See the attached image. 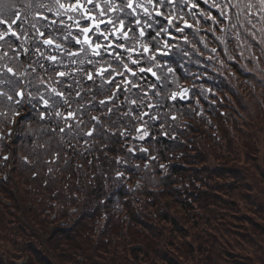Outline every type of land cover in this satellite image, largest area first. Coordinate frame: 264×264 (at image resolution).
Instances as JSON below:
<instances>
[{
    "label": "trees",
    "instance_id": "16d2710c",
    "mask_svg": "<svg viewBox=\"0 0 264 264\" xmlns=\"http://www.w3.org/2000/svg\"><path fill=\"white\" fill-rule=\"evenodd\" d=\"M196 2L198 8L191 9L177 0L174 23L184 31L176 32L170 28L171 36L161 37L189 53L181 61L188 76L168 57H157L162 62L168 60L169 66L175 69L179 88L189 89L187 101L179 97L176 100L168 98L179 90L171 80L164 88L147 74L137 81L138 87L127 93V99L119 96L108 105L112 112L98 111L93 106L108 95L109 86L104 85L105 91L98 94L101 87L98 79L93 83L84 73L74 71L75 83L71 79L67 81L71 93L65 87L70 103L57 110L65 115L68 111H76L79 127L76 121H70L73 128L69 131L52 110L41 119V104L29 119L14 126L10 140L9 136L0 135V175L4 156H7L5 167L14 164L6 183L0 182V194L12 200L14 208L21 213L22 237L27 236L25 230L29 233L40 231L39 237H32L34 240L42 238L40 246L55 264H180L169 256L164 258L161 248H174V235L176 243L185 231L180 242L189 237L186 243L174 248L179 257L183 254L182 259L191 263L200 259L207 264H221V254H224L228 260L226 264H258L256 258L239 250L249 246L248 243L253 244L254 240L247 236L252 229L239 232L228 226L225 214L210 215L224 200L212 192L220 190L209 186L210 190L201 189L203 181L198 174L191 173L193 170L189 167L196 161L207 163L208 160L205 161L202 155L203 160L201 156H191L188 151L204 154L210 151L215 157L221 154L219 149L222 147L225 154L231 152L229 149L233 146L251 152L256 144L263 146L261 155L264 159V79L248 74L251 64L264 69V43L256 45L258 40L264 39V19H261L264 10H261L259 0H231L233 5L239 4L240 7L232 12L239 11L240 16L239 21L234 14L228 20L218 15L217 8L211 7L213 0L208 4L203 0ZM15 3L22 12L28 4L32 5L34 11L27 12L29 20L35 12L47 15L49 20L58 19L43 7L51 5L53 0H15ZM216 3H222V0H216ZM248 3L253 5L251 9L245 7ZM161 11L167 16L172 9L162 8ZM109 15L114 17L116 14ZM180 16L192 27H183ZM204 16L209 18L204 19ZM158 19L166 25L163 17ZM25 29H28V20H24L17 31L29 37L24 47L31 49L35 33L25 32ZM8 40L10 47L0 41V66L7 64L16 69L18 75L25 66L28 78L40 87L41 92L45 85H39L38 76L47 85L56 86L51 79L53 73H45L35 65L29 68L28 57L20 52V40L11 36ZM64 43L68 51L75 50ZM176 47L171 51H176ZM41 50L46 49L42 47ZM29 55L32 60L38 58L32 51ZM41 63L48 66L43 60ZM210 65L212 68L219 66L223 77L215 76L214 72L210 74ZM142 66L147 67V64L142 61ZM85 68L91 70L87 65ZM202 73H208L203 75L207 77L205 82H202ZM209 77L221 81L220 85L209 83ZM153 84L157 85L156 89L152 88ZM0 89L7 90V87L0 83ZM27 91L35 95L32 85H28ZM112 91L115 93L116 90ZM154 91L158 94L153 95ZM131 100H137V103L132 104ZM149 104L153 107H147ZM224 104L227 110L223 109ZM12 107L20 116H14L9 110V102L0 103V112L7 113L0 116V132L6 133L13 119L19 121L27 110L26 106ZM145 112L149 116H144ZM151 115L157 118L153 120ZM94 116L100 118L99 125L91 119ZM94 127L95 132L88 136L86 133ZM141 128L147 132L143 139L137 131ZM199 128L201 134L191 138V133L198 134ZM215 131L217 133L213 134ZM249 133L253 134L251 142ZM172 161L179 164L173 165ZM2 179L0 177V181ZM203 187L207 186L204 184ZM167 198L172 200L171 204ZM177 207L195 215V228L206 231L202 233L205 238L199 239L189 228H181L177 221L179 212L175 211ZM239 209L232 200L225 212L239 215L252 227L251 218L243 217L245 214ZM255 211L256 216L264 218L259 207ZM49 230L50 239H46L44 235ZM224 238H228L226 244L222 241ZM189 241L198 244L196 251L191 249ZM47 250L52 251L53 256ZM36 256L41 264L49 263L40 252Z\"/></svg>",
    "mask_w": 264,
    "mask_h": 264
},
{
    "label": "snow or ice",
    "instance_id": "6c2138e0",
    "mask_svg": "<svg viewBox=\"0 0 264 264\" xmlns=\"http://www.w3.org/2000/svg\"><path fill=\"white\" fill-rule=\"evenodd\" d=\"M203 2L208 4L209 0H203ZM259 2L261 10H264V0H259ZM180 3L189 5L191 9H196L199 6L196 0H180ZM176 6L177 0H118V2L117 0H102V2L101 0H53L51 5L43 7H47L48 12L54 13L58 19H52L49 23H41V21H49V17L35 12L33 19L29 20L27 12L34 11L31 4H28V7L22 12L17 8L15 0H0V41H4L10 47L9 36L20 40V52L28 57L29 68L35 65L45 73H53L51 79L56 85H47L46 81L38 76L36 79L39 85H45L44 92H41L40 87L28 78L27 72H21L18 75L16 69L5 64L0 66V83L6 85L7 90L0 89V98H2L0 103L9 102V110L13 112L14 116H20V113L12 107L13 105L26 106L25 115L21 116L19 121H12L18 125L29 119L37 106L42 104L43 111L39 113L41 119H45L46 113L52 110L55 116L61 118L68 130L71 131L73 124L70 121H76V126L79 127L78 113L68 111L65 115L57 109L70 103L69 96L65 95V87L67 86L71 93V85L67 84V81L71 79L75 83L74 71L84 73L87 79L93 83L98 79L101 84L97 90L98 94L105 91L104 85L109 86L107 88L108 95L93 106L98 111L106 109L108 112H112L108 105L118 100L119 96H125L127 99V93L132 88L138 87L137 81L147 74L155 78L161 87L166 88L171 80L172 84L179 88L175 69L169 66L168 60L162 62L157 58L158 55L168 57L178 68L183 69L181 61L189 54L185 49L170 44L168 39L161 38L162 35L171 36L170 28L176 32L184 31V28H180L174 23L177 18L175 15ZM211 7L218 9V15L222 19L231 20V16L234 14L239 21L240 12H232V9L240 7L239 4L233 5L231 0H222V3L217 4L216 0H213ZM245 7L251 9L253 5L248 3ZM162 8L166 10L171 8L172 11L165 16L161 11ZM109 13L116 15L113 17ZM159 17H163L166 25L161 23ZM203 18L208 19L209 17L204 16ZM180 19L183 20V16H180ZM212 19L214 23H218L215 18ZM24 20H28V29L24 31L31 30L35 33L31 40V49L24 47L29 37L23 32L17 31ZM82 21L86 23H81ZM183 23L187 28L192 27L186 20H183ZM73 25H75V31H72ZM64 42L72 45L75 50L68 51ZM185 42L187 43L186 38ZM42 47L46 50L42 51ZM173 47H176V51H171ZM30 51L37 54L36 60H32L29 55ZM212 51L215 52V49ZM41 60L45 61L48 66L45 67ZM142 61L147 64V67L142 66ZM85 65L91 70H87ZM183 71L187 77L188 70L183 69ZM205 71H207L206 68ZM208 82L219 86L211 77L208 78ZM28 85H32L35 89V95L33 92L27 91ZM156 87V84L152 85L153 89ZM112 89L116 90L115 93ZM208 91L210 92L211 89ZM188 92L187 88H179L178 93L172 92L168 98L176 100L179 95V98L184 100L187 98ZM157 94V92H153V95ZM130 102L136 104L137 100ZM147 107L153 106L149 104ZM6 115L7 113L0 112V116ZM143 115L149 116V113L145 112ZM150 118L155 120L157 117L151 115ZM91 119L96 121L97 125L100 124L99 117L94 116ZM100 126L102 127V125ZM95 130L94 127L86 134L92 136ZM61 131H64V128H61ZM137 131L141 133V139L147 135V132L142 128ZM164 258H167L166 254H164Z\"/></svg>",
    "mask_w": 264,
    "mask_h": 264
},
{
    "label": "rangeland",
    "instance_id": "374dc122",
    "mask_svg": "<svg viewBox=\"0 0 264 264\" xmlns=\"http://www.w3.org/2000/svg\"><path fill=\"white\" fill-rule=\"evenodd\" d=\"M89 7L91 8L90 5ZM65 20H67V18H65ZM68 23H71V21H68ZM72 31H75V25H73ZM263 43L264 39L258 40L256 45ZM251 66L252 68L250 67L248 69L250 72L248 74H253L259 79H264V69L259 66H254V64H251ZM217 68H212L210 65L209 73L212 74V72H214L215 76L220 78L223 77L220 67L217 66ZM23 70H26V67H24ZM206 74L208 73L201 74L202 78H204L202 82H205V79H207V77L203 76ZM216 83L217 85H220L221 81L216 80ZM210 92H212V90ZM188 98L189 96L187 95L186 99ZM222 107L224 110H227L226 108H228L225 104ZM196 127L200 126L197 125ZM197 130L199 133H191V138L201 134V128ZM3 133V131L0 132V134ZM215 133L217 132H213V134ZM218 133L221 135V132ZM5 134L9 136L10 140L12 137V132L7 130ZM252 136L253 134L249 133L250 142L252 141ZM252 148L253 151L248 152L247 149L244 151L240 147L233 146L231 149H229L233 153L228 152L225 154V148L222 147L219 149L221 154H217L215 157H212V153L210 151H208L207 154H204L202 151H188L191 156L198 157L202 155L205 156V161L208 160L207 163H203V161H196V164L189 168L193 170L191 173L193 172L198 174L199 179L203 181V184H200L201 189H204L203 191L210 190L208 189V186L211 187V189L214 188L220 190H213L212 192L222 198L224 203L213 208L210 215L213 216L216 214L217 216H222V214H225V220L228 226L239 232H244L248 228L252 229L253 231H249L247 236H250L254 240L253 244L247 242L249 246H243L239 248V250L242 253L256 258V260L260 262L259 263L257 261L258 264H264V218L259 215L256 216L254 213L257 212L255 211L257 207H259V210L264 212V159L262 157L263 146H256V144H254ZM202 156L200 157L201 160H203ZM5 157L7 156H4L3 161L1 162L3 167H1L0 177L3 179L0 182H2V184L6 183L7 179L12 173V170L14 169V164L5 167ZM176 163L178 162H171L173 165H176ZM180 164L183 165V162H180ZM205 170H209V172H205ZM216 171H221L222 175H218L219 172L216 173ZM234 176H236V179H234ZM204 184L207 187H203ZM232 200L237 203L241 214H245L243 217L251 218L252 227L247 225L239 215L225 212V207L229 205ZM167 201L170 204L172 203V200L169 198H167ZM175 211L179 212L177 215V221L179 224H181V228L183 230H185V228H189L190 233H195L197 235L196 237H199V239L204 237L203 235L205 234L202 233H205L206 231L202 232L195 228V215L184 213L178 207L175 209ZM251 211L254 215L250 213ZM210 215L208 217H210ZM20 222L21 213H19V211L14 208L13 201L7 199L5 195L0 194V264H41L38 261V256H36L38 252H40L41 255L48 260V264H55L52 258L46 255V251L41 248L40 244L42 238L40 240H34L32 237L33 235L39 237L41 232L34 231V233H29L25 230L27 236L22 237L21 229L23 227L21 226ZM50 231L51 230L47 231L44 235L46 239H50ZM186 232L187 231L183 232V235H186ZM254 232H256L257 235H255ZM182 236H178L179 239H177V242L175 243L176 235H174L172 240L174 248L177 246V244H185L186 240L189 238H185L184 236L185 241L180 242V240L183 239ZM213 237H215V235ZM222 241L226 244L228 238H224ZM188 244L190 245L191 249L195 251L197 250V243L194 242L191 244L189 241ZM174 248L166 246L162 247L161 250L163 251V254L169 256L170 259L172 258L177 260L180 262V264H207L206 261H202L200 259L196 260L195 263H191L188 260L182 259L183 254L180 253L182 258L179 257V253L177 254ZM157 249L159 248L157 247ZM191 249L189 248L190 251ZM47 252L49 255L52 254V251L50 250H47ZM225 261L228 260H226L224 254H221V264H226Z\"/></svg>",
    "mask_w": 264,
    "mask_h": 264
}]
</instances>
